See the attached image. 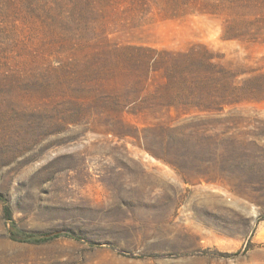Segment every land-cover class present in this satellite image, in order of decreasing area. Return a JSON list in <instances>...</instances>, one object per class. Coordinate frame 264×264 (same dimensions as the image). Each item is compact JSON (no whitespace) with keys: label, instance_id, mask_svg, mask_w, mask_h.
<instances>
[{"label":"rangeland","instance_id":"1","mask_svg":"<svg viewBox=\"0 0 264 264\" xmlns=\"http://www.w3.org/2000/svg\"><path fill=\"white\" fill-rule=\"evenodd\" d=\"M0 264H264V0H0Z\"/></svg>","mask_w":264,"mask_h":264},{"label":"trees","instance_id":"2","mask_svg":"<svg viewBox=\"0 0 264 264\" xmlns=\"http://www.w3.org/2000/svg\"><path fill=\"white\" fill-rule=\"evenodd\" d=\"M10 236L14 239H19V240H26L30 242H42L48 239H51L53 237L58 236L57 234L55 235H49L46 236V234H26L20 230H17L14 226V224L11 225L10 228Z\"/></svg>","mask_w":264,"mask_h":264}]
</instances>
